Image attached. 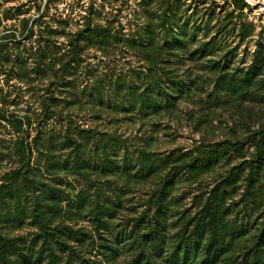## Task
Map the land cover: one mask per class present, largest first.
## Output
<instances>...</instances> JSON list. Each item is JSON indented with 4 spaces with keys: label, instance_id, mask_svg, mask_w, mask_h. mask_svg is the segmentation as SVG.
<instances>
[{
    "label": "rangeland",
    "instance_id": "obj_1",
    "mask_svg": "<svg viewBox=\"0 0 264 264\" xmlns=\"http://www.w3.org/2000/svg\"><path fill=\"white\" fill-rule=\"evenodd\" d=\"M51 251L264 264V0H0V264Z\"/></svg>",
    "mask_w": 264,
    "mask_h": 264
},
{
    "label": "trees",
    "instance_id": "obj_2",
    "mask_svg": "<svg viewBox=\"0 0 264 264\" xmlns=\"http://www.w3.org/2000/svg\"><path fill=\"white\" fill-rule=\"evenodd\" d=\"M161 89L162 88L159 87L158 90H161ZM166 95H168V94H166ZM115 137L116 136H114V135H110V138H115ZM110 168L113 170L112 172L115 171V173H117L118 171H123V168H121L120 165H114V166L111 165ZM124 169H126V168H124ZM156 203L157 204H161V197H159L156 200ZM38 219L40 220V222H43V224H44V220L42 219V215L41 216L38 215ZM155 219H157V217L154 218V219H152V220L151 219L149 220V223H150V225L152 227L151 228V231H152L151 233H153V231H155L154 226L157 223ZM42 238L45 240V243L47 244L48 248H50V249L51 248L53 249V247H54V245L56 243H63V241H62L63 240L62 235H60L59 233H57V234H50L49 232L46 231V233L43 235ZM153 239H155V238L152 237L149 240H153ZM50 253L52 254L51 264H59L58 260L60 259V257H56L55 256V253H53V251H51ZM72 253H70L69 257L67 258V264H87L86 263L87 261H84V260L83 261H80V262L79 261H73L72 259L75 258V256H74L75 253L74 254H72ZM94 264H96V263H94Z\"/></svg>",
    "mask_w": 264,
    "mask_h": 264
}]
</instances>
